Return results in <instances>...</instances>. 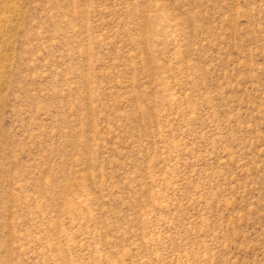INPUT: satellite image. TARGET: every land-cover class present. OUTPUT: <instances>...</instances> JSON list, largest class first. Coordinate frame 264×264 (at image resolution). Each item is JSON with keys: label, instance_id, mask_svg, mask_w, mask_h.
I'll return each mask as SVG.
<instances>
[{"label": "rangeland", "instance_id": "rangeland-1", "mask_svg": "<svg viewBox=\"0 0 264 264\" xmlns=\"http://www.w3.org/2000/svg\"><path fill=\"white\" fill-rule=\"evenodd\" d=\"M0 264H264V0H0Z\"/></svg>", "mask_w": 264, "mask_h": 264}]
</instances>
